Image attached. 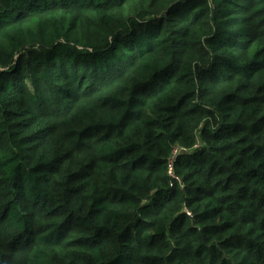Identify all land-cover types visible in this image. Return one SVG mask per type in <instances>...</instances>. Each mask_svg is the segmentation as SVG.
Returning a JSON list of instances; mask_svg holds the SVG:
<instances>
[{
    "label": "trees",
    "instance_id": "trees-1",
    "mask_svg": "<svg viewBox=\"0 0 264 264\" xmlns=\"http://www.w3.org/2000/svg\"><path fill=\"white\" fill-rule=\"evenodd\" d=\"M0 264H264V0H0Z\"/></svg>",
    "mask_w": 264,
    "mask_h": 264
},
{
    "label": "built area",
    "instance_id": "built-area-1",
    "mask_svg": "<svg viewBox=\"0 0 264 264\" xmlns=\"http://www.w3.org/2000/svg\"><path fill=\"white\" fill-rule=\"evenodd\" d=\"M176 152H177V151L174 152V155H175ZM172 169H173V168H172V164H171V165H170V168H169V173H170V175H173V171H172Z\"/></svg>",
    "mask_w": 264,
    "mask_h": 264
}]
</instances>
